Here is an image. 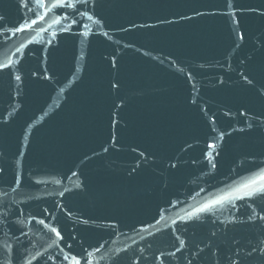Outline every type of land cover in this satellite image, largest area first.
<instances>
[{
  "label": "water",
  "instance_id": "obj_1",
  "mask_svg": "<svg viewBox=\"0 0 264 264\" xmlns=\"http://www.w3.org/2000/svg\"><path fill=\"white\" fill-rule=\"evenodd\" d=\"M0 264H264V0H0Z\"/></svg>",
  "mask_w": 264,
  "mask_h": 264
}]
</instances>
